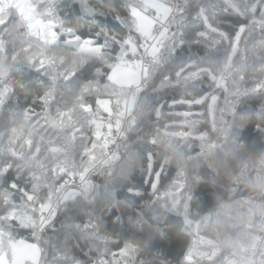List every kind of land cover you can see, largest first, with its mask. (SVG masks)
<instances>
[{
  "label": "trees",
  "instance_id": "trees-1",
  "mask_svg": "<svg viewBox=\"0 0 264 264\" xmlns=\"http://www.w3.org/2000/svg\"><path fill=\"white\" fill-rule=\"evenodd\" d=\"M31 1L58 41L29 35L12 0H0V256L15 258L21 238L38 243L39 264L248 260L264 215V0L255 13L256 0H232L243 15L225 0H168L160 62L149 60L136 90L108 79L120 62L112 37L135 35L128 0ZM62 27L102 53L63 43ZM51 202L42 232L21 226Z\"/></svg>",
  "mask_w": 264,
  "mask_h": 264
},
{
  "label": "snow or ice",
  "instance_id": "snow-or-ice-1",
  "mask_svg": "<svg viewBox=\"0 0 264 264\" xmlns=\"http://www.w3.org/2000/svg\"><path fill=\"white\" fill-rule=\"evenodd\" d=\"M226 3L229 4L230 7L233 8L234 11H236L238 14L243 15L244 13L240 11V9L232 3V0H225ZM257 3H259V0H256L247 11L255 13ZM261 12L264 13V5H261ZM126 8V17H124V22L128 25V29L131 33H134L136 37H144L146 41L150 40H156V38L152 35L155 25L157 22L161 23V26L163 27V24L166 23L171 16L172 13V7L168 0H142L141 5L138 7L137 4L134 2V0H128L127 4L125 5ZM152 12L153 15H149V12ZM199 14L201 18L204 20V22L208 23V17L206 15L205 9L200 8ZM122 18L117 17V20L120 21ZM0 23H4L3 21H0ZM123 26V25H122ZM26 27L28 29V34L36 36L37 38L43 40L45 43L50 44L54 43L55 40V33L50 32L49 35L52 37V39H48L43 35V29L46 27L45 22L39 19L33 20L31 23H26ZM215 31V29H213ZM245 26L241 24L239 28L234 33V40L236 43H239V39L241 35L245 32ZM68 32L71 34L72 29H68ZM165 33L162 32L161 36H163ZM223 35V33H221ZM73 39L77 42L80 41L81 37L79 36H73ZM113 43H115L119 49V56L117 59H119L121 62L126 61L130 55H136L138 51H140V45L134 41L132 35H125L123 38H117L112 37ZM161 41L156 40V43H148V47L143 48L144 53L146 54V57L150 60L151 64H158L160 62L161 57ZM87 48L88 51L93 52L97 55H100L103 50V46H96L93 44L91 38H88L84 41V44L81 45L82 50ZM43 66V62H41V67ZM141 68V72L143 74V78L146 79L149 75V69L143 67V61H141L140 65H138ZM117 68H119V65H117ZM116 70H114L115 72ZM179 75V73H177ZM109 80L113 79L112 75H109ZM167 79V77H165ZM86 91V89H85ZM199 103V101H197ZM82 109L85 112L90 111V106L88 105H82ZM63 113H61V116ZM79 131V129H77ZM99 135V133H97ZM37 151H39L37 149ZM7 168H0V174L7 175ZM12 188H15L16 185L13 183L10 185ZM7 199V198H6ZM28 200H32L33 196L28 195ZM50 208V205L41 204V216L39 218V221L31 220L30 224H22V227H32L34 229H38L39 231H43L45 225L48 223V219L44 217L43 212L48 210ZM50 215H54V213L50 212ZM10 219H15V216L9 217ZM36 251L39 253L40 249L38 246H36ZM0 264H5V261L0 260ZM7 264H16L15 261H8ZM37 264L39 262L37 261ZM78 264V262H77Z\"/></svg>",
  "mask_w": 264,
  "mask_h": 264
},
{
  "label": "rangeland",
  "instance_id": "rangeland-1",
  "mask_svg": "<svg viewBox=\"0 0 264 264\" xmlns=\"http://www.w3.org/2000/svg\"><path fill=\"white\" fill-rule=\"evenodd\" d=\"M12 2L15 4L17 9L25 16V18L27 19L28 23H31L35 19L42 20V19H40L37 16L35 4L31 0H12ZM149 15H153V13L149 14ZM42 21H44V20H42ZM44 22H45L46 27L43 29V35L46 38H48V39H52V37L49 35V33L50 32H54L55 33L54 40L58 41V32L55 29L56 23L54 21H52V20H46ZM68 29L69 28H65V27L61 28V32L60 33H65L66 34V36L62 40V42L65 43V44H70V45L76 46L77 48L82 50L81 45H83L84 41L87 40L88 38H81L80 41L77 42L76 40L73 39V36H77V35H75L73 33L70 34L68 32ZM91 40H92V38H91ZM92 42H93V40H92ZM83 51H88V50L85 47V49ZM128 62H125V61L118 62L117 65H122V66H119V68H117V65L115 64L116 66L114 67L112 72H114V70H116V71L112 74V76H113L112 80H113V82L114 81H118V79L122 80L121 76H122L123 71L125 70V67L127 69H128L129 66L134 67L135 70L138 73V79H137L138 83H131V82L134 81L133 78L123 79L124 80L123 82H128V83H126L127 85H125L126 87L133 86V88H135V90H136L139 87V85L141 84V78H142L143 74L141 75V72H140V69H139L138 66L137 67H136V65L132 66V65L129 64L130 62L129 63ZM120 70H121L122 73H120ZM117 71H119V73ZM213 99H214V97L211 98V100H213ZM124 102H125L124 103L125 109L130 111L133 108V106H134V93L130 94L126 98V100ZM99 104H100V106H101V108L103 110H105V111H109L110 110V103H109L108 99H100L99 100ZM116 138H118V136L117 137L112 136L110 138V141H111L112 145H114L112 147V149L115 148L116 145L118 144ZM211 199H212L211 200V205L216 203L217 200H218V198H216V197H211ZM199 200H201V198ZM48 205H50V208L48 210H46V211L49 212V213L50 212L54 213L55 210H56V207H55L54 203L51 202ZM198 209L199 208L197 207L196 210H198ZM52 216L53 215H51V217ZM190 216L192 217L191 219L194 220L195 217L197 216V212H192ZM185 221H186V224L189 226V229H191L193 231H197V227H198V223L197 222L190 223V218L188 219V217L185 218ZM36 246L39 247L38 243L31 242V241H28V240H24V239H21V238L11 240V247H12L13 253L15 255V258H13L11 261H15L16 264H21L23 260H25V261L27 260V261H29L32 264H37V261L39 262L41 252L39 251V253H37ZM39 249H40V247H39ZM208 257H209V255H208ZM186 259L187 260H191L192 258H191L190 255H187ZM0 260L5 261V264H7V262H8V260L5 259V257H3V256H0ZM232 260L233 259H230V263L233 262ZM212 264H215V263L212 262ZM240 264H251V263H250V261L248 259L246 261L245 260L240 261Z\"/></svg>",
  "mask_w": 264,
  "mask_h": 264
},
{
  "label": "built area",
  "instance_id": "built-area-1",
  "mask_svg": "<svg viewBox=\"0 0 264 264\" xmlns=\"http://www.w3.org/2000/svg\"><path fill=\"white\" fill-rule=\"evenodd\" d=\"M132 36L134 41H136L141 47L140 51H138L136 55H130L129 61L139 65L141 61H143V67L148 68L149 59L146 57L143 48L148 47V43H150V41H146L144 37L137 38L135 35ZM217 83L219 86H224L225 77L223 75L220 76L217 80ZM112 136L116 137V134L113 133ZM43 215L48 220L51 217L50 213L47 211H44ZM247 257L251 264H264V215L261 216L257 223L256 236L248 250Z\"/></svg>",
  "mask_w": 264,
  "mask_h": 264
},
{
  "label": "crops",
  "instance_id": "crops-1",
  "mask_svg": "<svg viewBox=\"0 0 264 264\" xmlns=\"http://www.w3.org/2000/svg\"><path fill=\"white\" fill-rule=\"evenodd\" d=\"M166 31H167V29H166L165 23L163 24V27H162V26H161V23H160V22H157L156 25H155V29H154L152 35L156 38V40H159V39L162 37V36H161V33H162V32L166 33ZM156 40H150V43H156ZM128 61H129V60H128ZM128 61L126 60L125 62H128ZM129 62H130V61H129ZM129 62H128V63H129ZM129 64L132 65V66L136 65V67L139 65V64H137V63H132V62H130ZM116 65H117V64H116ZM116 65L113 66L112 70L114 69V67H115ZM119 66H122V65H119ZM138 67H139V66H138ZM139 69H140V72H141V68H140V67H139ZM112 70H111V72H110V75H112V74L114 73V72H112ZM117 72L119 73V71H117ZM120 73H122L121 70H120ZM141 75H142V72H141ZM128 78H133V79H134V81L131 82V83H138V82H137V79H138V73H137V71L135 70L134 67L129 66L128 69L125 67V70L123 71L122 76H121V79H122V80H119V79H118V81H114V82H115L116 84H119V85H127L126 83H128V82H123V81H124L123 79H128ZM135 78H136V79H135ZM112 81H113V80H112Z\"/></svg>",
  "mask_w": 264,
  "mask_h": 264
}]
</instances>
